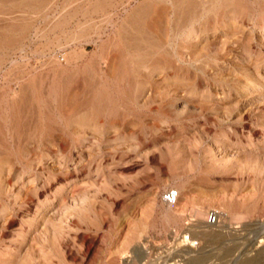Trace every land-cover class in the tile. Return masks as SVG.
I'll return each mask as SVG.
<instances>
[{
  "label": "rangeland",
  "instance_id": "1",
  "mask_svg": "<svg viewBox=\"0 0 264 264\" xmlns=\"http://www.w3.org/2000/svg\"><path fill=\"white\" fill-rule=\"evenodd\" d=\"M257 1L0 0V264H264Z\"/></svg>",
  "mask_w": 264,
  "mask_h": 264
},
{
  "label": "bare ground",
  "instance_id": "2",
  "mask_svg": "<svg viewBox=\"0 0 264 264\" xmlns=\"http://www.w3.org/2000/svg\"><path fill=\"white\" fill-rule=\"evenodd\" d=\"M253 10H255V11H258L259 12V15L262 17V19H264V4L262 3V2H260V1H257L256 2V6H253V8H252ZM260 27H264V20H262V22H260ZM259 27V28H260ZM133 52V51H132ZM135 70V69H134ZM136 72V71H135ZM133 76V75H132ZM129 79H130V77H129ZM135 80V79H134ZM60 188V187H59ZM58 191V190H57ZM60 191V190H59ZM178 193V192H177ZM179 194V193H178ZM177 198H178V196L176 197V200L174 201V202H176L177 201ZM194 213H196V214H202L201 213V211L200 210H198L196 207H194L193 208V210H192ZM168 213H169V215L170 216H174V218L176 217V215L172 212V210H168ZM193 213V214H194ZM221 216V215H220ZM35 223V222H34ZM34 225V224H33ZM197 231H198V233L199 234H202L203 236H205V237H207L206 238V241H207V246L208 247H213L214 245H212V244H214L213 243V240L214 239H212L211 238V236H214V235H212V233L207 229V228H205V227H202V226H198L197 227ZM224 232V233H223ZM227 231L225 230L224 231V229H221V230H219V234L221 235V233H223L222 234V236H224V237H226V238H228V236L229 235H231V233H229L228 235H226L225 233H226ZM229 232V231H228ZM219 235V236H220ZM187 236V235H186ZM221 236V237H222ZM232 237V236H231ZM230 238H228V239H226V240H229ZM218 241V240H217ZM225 241V240H224ZM233 240H231V242H232ZM222 242V241H221ZM237 242V241H236ZM236 242H234L235 244H236ZM186 243L188 244V245H191V246H194V244H195V241L194 240H192L191 239V237L190 236H187V237H185L184 239H183V241H182V245L184 246V245H186ZM224 244H221L222 246H220L218 249H213V248H211V249H208V250H203V252L202 253H200V254H196V255H192L191 254V252L193 251V249L192 248H190V247H187L188 249L186 250H184L183 252H180L179 254H178V256H180V257H184L185 259H187L188 260V262H190V263H192V264H208V262H209V260L213 257V256H217V258H218V256H221V255H223V256H227V255H230V253L232 252V254H234V249H236V248H234L235 247V244L233 243V244H231V243H229L230 245H228V244H225V243H227L226 241L225 242H223ZM241 243H243L242 241H241ZM240 243V244H241ZM237 246H238V244H237ZM241 246V245H240ZM239 246V247H240ZM215 248V247H214ZM206 249H207V247H206ZM234 251V252H233ZM177 256V255H176ZM215 257H213V258H215ZM235 258V257H234ZM223 259H225V257L223 258ZM227 259V258H226ZM238 259V258H237ZM220 260H217V262H219ZM227 261V260H226ZM221 262L223 263V261H222V259H221ZM231 262V261H230ZM210 263V262H209ZM221 263V264H222Z\"/></svg>",
  "mask_w": 264,
  "mask_h": 264
},
{
  "label": "built area",
  "instance_id": "3",
  "mask_svg": "<svg viewBox=\"0 0 264 264\" xmlns=\"http://www.w3.org/2000/svg\"><path fill=\"white\" fill-rule=\"evenodd\" d=\"M177 196H178L177 191L169 190L165 194V199L169 202H174L176 200ZM219 218H220V212L217 210H213V211L208 213L207 222H208V224L212 225V224H215L216 222H218Z\"/></svg>",
  "mask_w": 264,
  "mask_h": 264
}]
</instances>
